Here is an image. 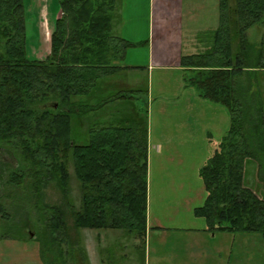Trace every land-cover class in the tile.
Instances as JSON below:
<instances>
[{"label": "trees", "instance_id": "trees-1", "mask_svg": "<svg viewBox=\"0 0 264 264\" xmlns=\"http://www.w3.org/2000/svg\"><path fill=\"white\" fill-rule=\"evenodd\" d=\"M56 1L60 16L51 51L30 59L24 0H0V151L16 161L10 194L19 190L41 201L48 185L60 192L59 203L41 202L47 213L39 235L44 264H89L79 230L146 237L148 108L133 101L143 89L117 77L128 69L122 62L136 45L115 31L123 0ZM261 23L264 0H220L219 27L209 33L213 45L181 58L186 83L231 115L227 135L200 170L207 197L195 215L211 232L264 235L258 189L264 180V107L259 100L247 104L237 90L244 73L264 70V52L252 49L247 36ZM69 161L79 182L78 208L71 199ZM249 163L256 165L257 187L247 185ZM5 211L0 202L1 217Z\"/></svg>", "mask_w": 264, "mask_h": 264}, {"label": "rangeland", "instance_id": "rangeland-1", "mask_svg": "<svg viewBox=\"0 0 264 264\" xmlns=\"http://www.w3.org/2000/svg\"><path fill=\"white\" fill-rule=\"evenodd\" d=\"M179 1L155 0L156 18L163 21L168 9L170 15L176 17L177 10L181 7ZM24 3L28 57L44 59L51 49L50 35L59 13V4L56 0H24ZM186 6L193 7L199 12L195 13V20L190 21L189 26L183 30L185 46H182V53L199 54L204 52L207 46L213 45L209 33L219 27L220 0H186ZM203 6L206 8L205 14ZM179 30L177 26L172 29L176 34ZM206 32L208 36L205 35ZM247 36L252 49L256 48L257 51L262 49L264 52V23L251 27L247 31ZM146 74L143 73L137 80V86L143 91L138 92L133 101L144 109L148 102L154 129L159 128L161 119L164 123H169L166 129L168 134L164 136L166 146L167 142L178 141L187 136L188 130L184 129L186 125L181 126L180 135L172 136L176 133L174 123L179 117L181 123L189 124L191 117L196 116V111H202L197 101L201 102L204 98L196 87L189 84L187 89L178 87L183 78L185 79V75L176 71L151 72L147 95ZM123 76L129 75L122 73L117 77ZM123 79L120 78L119 81L131 87L130 81ZM249 89L254 93L253 97L248 96ZM237 90L243 92L247 104L259 100L264 107V70L244 73L238 79ZM176 103H181V106H177ZM160 108L161 114L158 113ZM230 127L231 115L228 108L208 101L206 144L197 145L198 147L187 145L189 148L186 149L196 148L195 160L207 158L205 165ZM154 138H161L158 131L155 132ZM188 155L184 153L181 156H174L177 161L182 160L181 168L176 167L175 161L168 162L170 167L176 168L163 169V172L157 168L160 159L154 157L151 178L149 177V230L144 239L128 235L122 230L83 229L75 232L80 238V245L88 254L89 264H264L263 234L201 231L207 228V223L205 219L196 217L195 209L205 203L207 193L200 171L196 177L186 180L188 168L194 167V163L189 164ZM11 166L16 167V161L11 153L1 150L0 202L5 205L6 217L0 216V264H44L42 255L45 252L42 251L44 248L39 235L42 234L47 213L43 210L41 202H44V205L59 203L60 192L54 185H48L43 190L44 199L41 201L25 193H19V190L10 194L9 192L14 190L8 183ZM255 169L254 163L247 165V185L257 187ZM68 170L71 177V199L78 208L79 182L75 177L72 161L68 163ZM172 172L178 176L175 182L172 179ZM258 189L264 198V180ZM67 224L73 233V220L69 214ZM155 225L159 228H155Z\"/></svg>", "mask_w": 264, "mask_h": 264}, {"label": "crops", "instance_id": "crops-1", "mask_svg": "<svg viewBox=\"0 0 264 264\" xmlns=\"http://www.w3.org/2000/svg\"><path fill=\"white\" fill-rule=\"evenodd\" d=\"M154 1L155 0H123V4L119 12L120 20L117 22L115 27V31L118 35L122 36L129 42L136 44L134 47L128 49L126 58L123 61L124 63L122 62L123 66L128 67V69L124 70L123 75H129L123 76V81L127 79L126 81H130L131 87L137 88V80L143 73H147V76L145 77V88L148 89V94L150 88L149 74L151 72L176 71L179 73L182 72L183 76H186L188 69L183 67L181 64V58L183 56L182 46L184 45L183 30L189 26L190 21L195 20V13L199 12L193 7L186 6V0H180L179 2L181 7L178 8L176 17H172V15H170V9H168L167 15L164 16L163 21H160L156 18ZM205 12L206 8L204 7V14ZM59 16L60 12L58 13L57 18ZM46 25H48L47 22ZM174 26H177V28L180 29L177 34L172 31ZM130 73L133 75H130ZM178 87H184L185 89L188 88V84L184 78L182 82L178 84ZM197 103H200L202 111H196V118L191 117L190 123L188 124V122L181 123V119L177 117V121L174 123L176 133L172 136L180 135L179 131L181 130V126L184 125H186L184 129L188 130L187 136L182 137L178 141L167 142L166 146H164V136L165 134H168L166 129L167 126H169V123H164L163 119H161L159 128L154 129L153 117L151 114L150 120V109L148 110V158L150 178L152 171L151 164L154 165V157L157 156L160 159L157 168L159 171L163 172V169H173L176 167L181 168L180 164L182 160L177 161L174 156H181V154L184 153L189 154V164L194 163V167L188 168L185 175L186 180L191 179V177L194 178L199 174V171L207 158L204 160H195V154L197 153L196 148L186 149L189 148L186 147L187 145L192 147H196L197 145L205 146L208 138V101L202 99L201 102L197 101ZM176 105L181 106V103H176ZM161 112L162 110L160 108L158 113L161 114ZM160 114H158L159 118ZM156 131L159 132V136L161 138H154ZM190 156L194 157L191 158ZM174 161L177 166L170 167L168 162L172 163ZM171 175L173 177V181L175 182V179L178 177L177 174L172 172ZM155 228L159 227L156 226ZM148 230L149 227L147 226V233ZM206 230L207 228L205 227V229L203 228L201 231Z\"/></svg>", "mask_w": 264, "mask_h": 264}, {"label": "flooded vegetation", "instance_id": "flooded-vegetation-1", "mask_svg": "<svg viewBox=\"0 0 264 264\" xmlns=\"http://www.w3.org/2000/svg\"><path fill=\"white\" fill-rule=\"evenodd\" d=\"M25 229V228H24ZM24 229H23V231H24ZM27 235H29V234H27ZM25 239V238H24Z\"/></svg>", "mask_w": 264, "mask_h": 264}, {"label": "water", "instance_id": "water-1", "mask_svg": "<svg viewBox=\"0 0 264 264\" xmlns=\"http://www.w3.org/2000/svg\"><path fill=\"white\" fill-rule=\"evenodd\" d=\"M31 236H33V234H31Z\"/></svg>", "mask_w": 264, "mask_h": 264}]
</instances>
